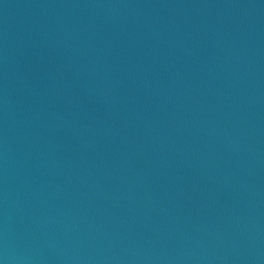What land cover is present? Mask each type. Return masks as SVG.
Segmentation results:
<instances>
[{
    "label": "water",
    "instance_id": "95a60500",
    "mask_svg": "<svg viewBox=\"0 0 264 264\" xmlns=\"http://www.w3.org/2000/svg\"><path fill=\"white\" fill-rule=\"evenodd\" d=\"M0 264H264V0H0Z\"/></svg>",
    "mask_w": 264,
    "mask_h": 264
}]
</instances>
